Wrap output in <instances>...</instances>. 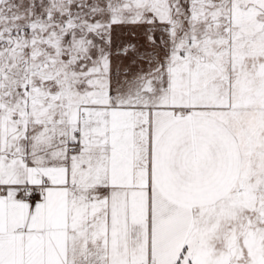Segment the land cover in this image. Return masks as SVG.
I'll return each instance as SVG.
<instances>
[{"label":"snow or ice","instance_id":"1","mask_svg":"<svg viewBox=\"0 0 264 264\" xmlns=\"http://www.w3.org/2000/svg\"><path fill=\"white\" fill-rule=\"evenodd\" d=\"M0 264H264V0H0Z\"/></svg>","mask_w":264,"mask_h":264}]
</instances>
